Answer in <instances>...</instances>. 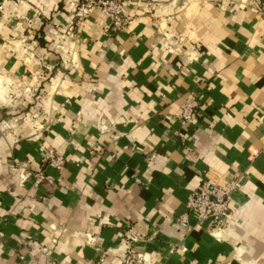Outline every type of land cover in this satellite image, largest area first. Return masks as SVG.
Instances as JSON below:
<instances>
[{"label": "crops", "instance_id": "0c3cea01", "mask_svg": "<svg viewBox=\"0 0 264 264\" xmlns=\"http://www.w3.org/2000/svg\"><path fill=\"white\" fill-rule=\"evenodd\" d=\"M75 3L0 0L30 107L0 121V264H122L127 238L149 264H264V0H122L123 24ZM203 181L234 182L220 230L186 207Z\"/></svg>", "mask_w": 264, "mask_h": 264}, {"label": "built area", "instance_id": "2783aa9c", "mask_svg": "<svg viewBox=\"0 0 264 264\" xmlns=\"http://www.w3.org/2000/svg\"><path fill=\"white\" fill-rule=\"evenodd\" d=\"M122 0H76L72 7L73 14L77 20L88 16L92 11L99 10L109 22L123 24L127 21L128 15L123 12ZM74 21L71 20L70 24ZM196 100L193 97H186L180 105L179 117L184 123L195 113ZM45 159L48 164L56 168L64 165V159L55 152H49ZM42 178L37 176L36 182ZM234 188V182L226 184L201 182L200 186L191 190L187 196L186 207L195 214L198 221H206L214 226V229H222L227 224V219L231 211L230 195ZM0 217V230L2 225ZM132 238H127L123 244V263L122 264H149L144 255L138 253L131 245Z\"/></svg>", "mask_w": 264, "mask_h": 264}, {"label": "rangeland", "instance_id": "374dc122", "mask_svg": "<svg viewBox=\"0 0 264 264\" xmlns=\"http://www.w3.org/2000/svg\"><path fill=\"white\" fill-rule=\"evenodd\" d=\"M23 97L25 101L30 99L28 95H24ZM28 111H30V107L26 102L25 104L22 102L15 90H12V85L3 78H0V121L4 118L10 119L12 116L19 114L29 117L30 115L28 114L30 112L28 113ZM27 121H31V119L29 118Z\"/></svg>", "mask_w": 264, "mask_h": 264}, {"label": "trees", "instance_id": "16d2710c", "mask_svg": "<svg viewBox=\"0 0 264 264\" xmlns=\"http://www.w3.org/2000/svg\"><path fill=\"white\" fill-rule=\"evenodd\" d=\"M41 42L43 43V40H41Z\"/></svg>", "mask_w": 264, "mask_h": 264}]
</instances>
